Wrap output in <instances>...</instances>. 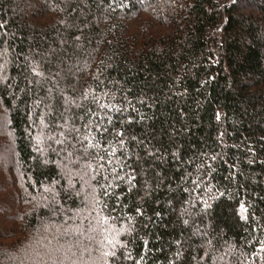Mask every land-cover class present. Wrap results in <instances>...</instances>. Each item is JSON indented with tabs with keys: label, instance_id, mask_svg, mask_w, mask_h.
I'll return each mask as SVG.
<instances>
[{
	"label": "trees",
	"instance_id": "16d2710c",
	"mask_svg": "<svg viewBox=\"0 0 264 264\" xmlns=\"http://www.w3.org/2000/svg\"><path fill=\"white\" fill-rule=\"evenodd\" d=\"M0 264H264V0H0Z\"/></svg>",
	"mask_w": 264,
	"mask_h": 264
}]
</instances>
